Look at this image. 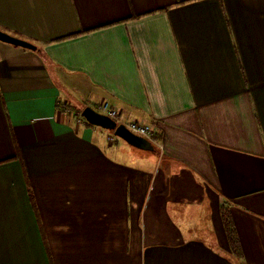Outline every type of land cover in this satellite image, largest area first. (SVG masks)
I'll use <instances>...</instances> for the list:
<instances>
[{
  "label": "crops",
  "instance_id": "0c3cea01",
  "mask_svg": "<svg viewBox=\"0 0 264 264\" xmlns=\"http://www.w3.org/2000/svg\"><path fill=\"white\" fill-rule=\"evenodd\" d=\"M0 30L37 47L0 42V264H264V0H0ZM102 102L155 150L77 123Z\"/></svg>",
  "mask_w": 264,
  "mask_h": 264
},
{
  "label": "water",
  "instance_id": "95a60500",
  "mask_svg": "<svg viewBox=\"0 0 264 264\" xmlns=\"http://www.w3.org/2000/svg\"><path fill=\"white\" fill-rule=\"evenodd\" d=\"M0 42L9 45L21 47L24 49L36 51L37 47L27 41L13 37L8 33L0 30ZM82 116L91 126L109 131L116 137L124 140L126 143L143 151H154V145L147 139L133 134L124 124H118L117 121L110 117L98 113L93 107L87 106L82 111Z\"/></svg>",
  "mask_w": 264,
  "mask_h": 264
},
{
  "label": "built area",
  "instance_id": "2783aa9c",
  "mask_svg": "<svg viewBox=\"0 0 264 264\" xmlns=\"http://www.w3.org/2000/svg\"><path fill=\"white\" fill-rule=\"evenodd\" d=\"M93 108L98 113L106 115V116L110 117L111 119L118 122L119 112L116 111L115 109H112L107 102H102L97 107H93ZM69 113H70V110L67 109V111H65V114L68 115ZM77 123L80 125L81 124L83 125L85 123V119L82 116V112L77 114ZM118 124H120V123H118ZM124 125L133 134L147 139L153 145L157 144L155 134H154L153 129L150 125L140 124L136 121L131 122L129 124H124ZM117 139H118V137H116L113 133H110L108 138H107L108 142L111 144L116 143Z\"/></svg>",
  "mask_w": 264,
  "mask_h": 264
},
{
  "label": "trees",
  "instance_id": "16d2710c",
  "mask_svg": "<svg viewBox=\"0 0 264 264\" xmlns=\"http://www.w3.org/2000/svg\"><path fill=\"white\" fill-rule=\"evenodd\" d=\"M67 108L70 109V107H68V106H67ZM64 110H62V112H64ZM70 111L72 112L71 109H70ZM86 125L88 127L96 128L94 126H91L88 123H86ZM155 138H156V140H158L159 135L155 134ZM32 203H33V199H32ZM34 208H35V205H34ZM222 219H223L224 228H225L228 243H229L230 252L234 255V257L236 259L241 260L243 258V252H242V248L240 246L238 234L236 232V229H235V226H234V223L232 220L230 209H227V208L222 209ZM50 262H51V264H54L51 256H50Z\"/></svg>",
  "mask_w": 264,
  "mask_h": 264
},
{
  "label": "rangeland",
  "instance_id": "374dc122",
  "mask_svg": "<svg viewBox=\"0 0 264 264\" xmlns=\"http://www.w3.org/2000/svg\"><path fill=\"white\" fill-rule=\"evenodd\" d=\"M65 96L71 98V100H72V104H74V105H76V106L80 105L81 102H83V101L85 100V97H86V95H85L84 93H81V92H78V91H74V90H72V91L69 92V93H65V91H64V96H63L64 99H66ZM66 100H67V99H66ZM73 100H74V102H73ZM96 129H97L98 131L103 132V133H107V134H110V133H111V132H109V131H106V130H103V129H100V128H97V127H96ZM101 132H100V133H101ZM117 141H118L119 143H121V144H122V143H123V144L126 143L124 140H122V139H120V138H118Z\"/></svg>",
  "mask_w": 264,
  "mask_h": 264
},
{
  "label": "bare ground",
  "instance_id": "6f19581e",
  "mask_svg": "<svg viewBox=\"0 0 264 264\" xmlns=\"http://www.w3.org/2000/svg\"><path fill=\"white\" fill-rule=\"evenodd\" d=\"M84 118V117H83ZM87 122H86V120H85V123L84 124H86Z\"/></svg>",
  "mask_w": 264,
  "mask_h": 264
}]
</instances>
